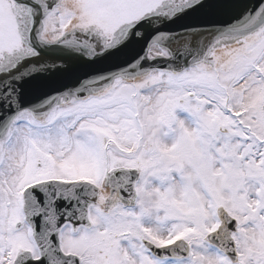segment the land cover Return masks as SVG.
<instances>
[{"label": "snow or ice", "instance_id": "6c2138e0", "mask_svg": "<svg viewBox=\"0 0 264 264\" xmlns=\"http://www.w3.org/2000/svg\"><path fill=\"white\" fill-rule=\"evenodd\" d=\"M0 264H264V0H0Z\"/></svg>", "mask_w": 264, "mask_h": 264}]
</instances>
